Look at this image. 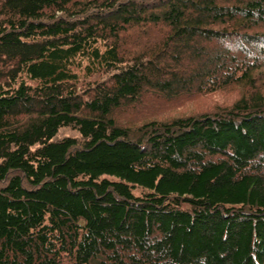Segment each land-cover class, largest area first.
Segmentation results:
<instances>
[{
    "label": "trees",
    "instance_id": "obj_1",
    "mask_svg": "<svg viewBox=\"0 0 264 264\" xmlns=\"http://www.w3.org/2000/svg\"><path fill=\"white\" fill-rule=\"evenodd\" d=\"M263 86L264 0H0V264H264Z\"/></svg>",
    "mask_w": 264,
    "mask_h": 264
},
{
    "label": "rangeland",
    "instance_id": "obj_2",
    "mask_svg": "<svg viewBox=\"0 0 264 264\" xmlns=\"http://www.w3.org/2000/svg\"><path fill=\"white\" fill-rule=\"evenodd\" d=\"M137 50V49H136ZM259 83H263L259 79ZM251 90V88H249ZM264 92V86L261 88ZM246 92V85L232 84L211 92L181 93L177 97L165 98L162 95L144 92L138 96V102L132 105L122 104L116 115L124 119L125 124L135 126L144 120L171 119L177 115L197 114L217 110L231 104L237 97ZM63 132H68L64 130Z\"/></svg>",
    "mask_w": 264,
    "mask_h": 264
}]
</instances>
